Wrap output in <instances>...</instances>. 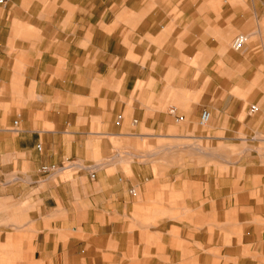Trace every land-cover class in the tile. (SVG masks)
<instances>
[{"label":"crops","instance_id":"1","mask_svg":"<svg viewBox=\"0 0 264 264\" xmlns=\"http://www.w3.org/2000/svg\"><path fill=\"white\" fill-rule=\"evenodd\" d=\"M15 1L22 11L18 22L32 32L15 36V48L40 53L35 62L39 58L46 69L29 81L75 90L78 115L104 117L99 130L90 124L89 131L134 141L126 152L106 140L104 153L80 161L95 169L91 179L76 168L43 173L67 157L48 165L42 140L22 141L28 132L18 130L19 121L14 128L20 137L0 127V264H264V245L253 230L264 228L255 199L262 196L264 211V174L258 185L251 162L238 157L240 99L166 87L203 82L167 73L192 67L187 61L193 51L205 50L209 37L193 35L191 28H206L208 21L187 11L168 22L161 15L158 23L154 19L159 43L152 66L158 74L146 75L142 24L101 11L103 0ZM5 32L12 39V27ZM230 35L220 40L223 49ZM204 111L214 123L197 128L193 118ZM178 117L189 122L180 125L185 119ZM16 172L19 178L9 182Z\"/></svg>","mask_w":264,"mask_h":264},{"label":"rangeland","instance_id":"2","mask_svg":"<svg viewBox=\"0 0 264 264\" xmlns=\"http://www.w3.org/2000/svg\"><path fill=\"white\" fill-rule=\"evenodd\" d=\"M16 2L14 0L7 6H0L1 129L14 137H20L14 128V122L19 121L18 130L28 132L22 141H28L29 138L33 141L42 140V155L48 165L55 164L54 161L59 156L67 157L64 165L72 162L79 164L80 161L88 163L94 160L95 155L98 156L100 152L107 150L106 140L113 145L114 151L127 152L129 144L134 140L119 138L111 133L89 131L90 124L92 128L99 130L104 123V117L91 119L88 115H78L81 102L74 98L75 90L66 91L65 85L62 84L37 85L29 81L46 72V69L45 65L39 66V58L35 62L40 53L15 48V36L22 37L26 33H32L30 28L25 29L18 22L22 11ZM98 8L101 11L107 8L113 13H124L123 18L130 25L142 24L138 29L142 34L139 50L142 48L144 65L148 63L146 75L155 74L156 70L152 66L156 60L153 47H157L159 42L153 37V32H158V24L152 29L154 19H157L158 23V17L161 15L166 18L164 21L168 22L176 13L187 11L194 19L208 21L206 28H191L193 35H201L203 31V34L206 33L209 37L205 50L193 51L192 62L187 61L192 67H173L167 73L171 79H180L178 81L192 76L194 79L203 77V82L171 83L166 87L199 89L206 97H210L213 92H226L240 99L241 143L238 157L241 162H251L252 173L257 175L259 185L260 175L264 174V0H103V3L98 4ZM145 24H150L148 29L143 27ZM9 26L13 31L12 39H9L5 32ZM165 32H168V28ZM226 35H230L229 41L227 48L223 49L220 40ZM238 35H248L249 38L247 46L241 52L232 50V42ZM55 73L59 75V69H56ZM70 87L72 88V85ZM82 92L88 94V91ZM253 105L258 106L259 111L250 115V107ZM85 112H88L87 107ZM182 119L185 121L180 122V125L189 122L185 117ZM172 121L175 122V119ZM112 123L118 124V118L114 117ZM193 123L198 128L199 116L193 118ZM213 123L211 120L207 127ZM9 148L12 149V146ZM9 148L5 146L4 150H10ZM111 150L108 149L109 153ZM146 150L152 152L153 149ZM67 170H70L69 174L73 171ZM17 178L18 172L7 179L9 182H16ZM255 199L258 202L257 218L264 219V211L260 208L262 196L257 194ZM253 230L259 232L256 237L262 242L261 245H264V228Z\"/></svg>","mask_w":264,"mask_h":264},{"label":"built area","instance_id":"3","mask_svg":"<svg viewBox=\"0 0 264 264\" xmlns=\"http://www.w3.org/2000/svg\"><path fill=\"white\" fill-rule=\"evenodd\" d=\"M10 0H0V6H7L9 4ZM248 39L244 35H238L232 42V50L235 52H241L244 50V48L247 46ZM259 111L258 106L253 105L250 107V115H254ZM176 109L171 110V115H176ZM178 119L183 120L181 117H178ZM211 121V114L208 111H204L199 119V126L205 127L207 126ZM79 169V170H85L89 171L91 179H95L96 173L95 169L91 166L81 165L77 163H69L68 165H62V166H47L42 168V172L45 174L59 171V170H67V169ZM132 194H135L134 191H132Z\"/></svg>","mask_w":264,"mask_h":264},{"label":"bare ground","instance_id":"4","mask_svg":"<svg viewBox=\"0 0 264 264\" xmlns=\"http://www.w3.org/2000/svg\"><path fill=\"white\" fill-rule=\"evenodd\" d=\"M244 36H246L247 37V39H248V41H249V38H248V35H244ZM228 44V43H227ZM247 44H248V42H247ZM212 115V114H211Z\"/></svg>","mask_w":264,"mask_h":264}]
</instances>
